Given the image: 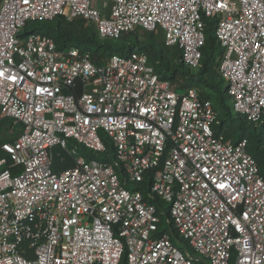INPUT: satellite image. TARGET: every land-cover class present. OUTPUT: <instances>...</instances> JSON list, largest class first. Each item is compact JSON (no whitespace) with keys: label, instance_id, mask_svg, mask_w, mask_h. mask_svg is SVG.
Returning <instances> with one entry per match:
<instances>
[{"label":"built area","instance_id":"2783aa9c","mask_svg":"<svg viewBox=\"0 0 264 264\" xmlns=\"http://www.w3.org/2000/svg\"><path fill=\"white\" fill-rule=\"evenodd\" d=\"M161 32L196 70L214 19L234 115L264 120V0H0V264H264V180L217 113L132 50L96 65L31 30ZM73 141L103 159L86 158ZM73 166L53 171L54 148Z\"/></svg>","mask_w":264,"mask_h":264},{"label":"trees","instance_id":"16d2710c","mask_svg":"<svg viewBox=\"0 0 264 264\" xmlns=\"http://www.w3.org/2000/svg\"><path fill=\"white\" fill-rule=\"evenodd\" d=\"M215 23L214 19L204 20L205 41L201 49L200 65L196 70L184 66L179 49L165 46L161 32L143 31L142 40H139L135 32L141 30H136L123 34L117 40H103L97 36L91 25L79 20L66 21L61 17L31 23L30 28L52 38L60 47L88 51L96 65L104 64L112 54L124 56L132 50L144 52L155 72L161 79L169 81L176 91L183 92L188 88H194L202 98L211 101L217 113L215 133L233 143L245 139L247 150L255 160L264 180V120L260 125L254 126L247 123L243 117L233 114L230 97L218 73L221 49L214 34ZM7 121L11 123L10 120ZM7 121L3 120L0 124H6ZM2 141L0 139V143ZM68 147L76 148L77 152L86 158L103 159L100 154L91 153L73 141L68 142ZM2 156L3 153L0 151V158ZM72 166V159L63 150L54 148L53 171L60 172ZM120 264H125L124 257Z\"/></svg>","mask_w":264,"mask_h":264},{"label":"rangeland","instance_id":"374dc122","mask_svg":"<svg viewBox=\"0 0 264 264\" xmlns=\"http://www.w3.org/2000/svg\"><path fill=\"white\" fill-rule=\"evenodd\" d=\"M143 34H144L143 31L135 32V35L137 36L139 40H142ZM215 69L217 70V67ZM223 85L225 86V82L223 83ZM3 120H6V119H1L0 122H2ZM261 123L262 122H260L258 125H260ZM10 126H11V123L9 121H7L6 124H3V125L0 124V128H1L0 129V139H2L3 141L16 137V132L15 133L13 132L12 134L9 133L10 132L9 129L11 128Z\"/></svg>","mask_w":264,"mask_h":264}]
</instances>
